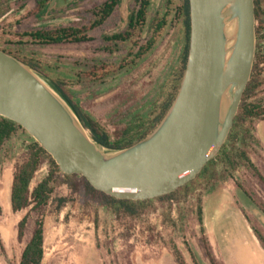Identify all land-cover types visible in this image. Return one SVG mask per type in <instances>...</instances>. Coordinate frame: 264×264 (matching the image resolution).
<instances>
[{
  "label": "rangeland",
  "instance_id": "1",
  "mask_svg": "<svg viewBox=\"0 0 264 264\" xmlns=\"http://www.w3.org/2000/svg\"><path fill=\"white\" fill-rule=\"evenodd\" d=\"M35 1L0 0V47L39 55L50 65L46 69L48 75L65 79H74L76 74L102 62H118L125 54V48L119 46V50L110 54V46L102 37L124 30L131 8L128 0H122L109 18L93 29H90L91 11L105 0H51L47 13L38 21ZM162 5V0H150L149 17ZM69 26L90 29L88 40L41 46L19 37L39 27ZM181 38L178 31L167 30L154 51L129 72L108 78L103 85L74 87V103L108 136L116 138L145 101L156 98L158 90L170 85L179 67ZM8 40L12 44H6ZM256 49L264 50V45L255 46V53ZM261 67L262 72L257 74L259 86L249 101L264 104V64ZM41 76L45 82H50L45 75ZM253 127L256 142L250 158L264 178V116L256 120ZM87 134L90 136L88 131ZM25 141L18 132L0 151V264H18L34 222L42 215L41 264H176L168 246L171 238L186 264H210L209 258L215 264H223L222 261L229 262L227 257L233 259L239 254L235 242L237 237L247 239L245 232L255 239L264 253V245L258 239V235L264 239V191L245 170L236 178L249 199L236 190L228 176L204 194L203 233L199 230L195 204L191 200L182 205L178 214L173 212L171 222L165 212L145 218L116 216L87 199L80 188L72 190L63 181L56 185L47 208L35 212L28 207L14 213L9 204L10 187L15 164L23 156ZM46 171L43 165L31 185L39 182ZM59 198H64L65 202L57 208ZM23 217H26V227L22 240L18 241L17 224Z\"/></svg>",
  "mask_w": 264,
  "mask_h": 264
},
{
  "label": "water",
  "instance_id": "2",
  "mask_svg": "<svg viewBox=\"0 0 264 264\" xmlns=\"http://www.w3.org/2000/svg\"><path fill=\"white\" fill-rule=\"evenodd\" d=\"M188 12L177 93L157 126L135 144L119 150L97 145L40 73L2 50L0 117L17 124L61 173L80 175L109 197L145 201L174 192L225 143L256 46L254 0H188Z\"/></svg>",
  "mask_w": 264,
  "mask_h": 264
},
{
  "label": "trees",
  "instance_id": "3",
  "mask_svg": "<svg viewBox=\"0 0 264 264\" xmlns=\"http://www.w3.org/2000/svg\"><path fill=\"white\" fill-rule=\"evenodd\" d=\"M51 0H36L37 13L35 19L41 20L48 11ZM264 0H254L256 47L264 45ZM122 0H105L96 9L91 11L92 23L90 29L102 25L120 7ZM130 12L124 30L111 35H104L103 41L109 44V53L125 48V54L118 62H102L90 66L87 70L75 75L74 79H65L50 76L46 69L50 68L39 55L14 52L11 49L0 50L18 59L32 69L45 75L51 87L68 104L75 113L82 126L90 133L92 140L103 148L119 150L129 147L148 135L161 121L179 88L183 75L189 41V12L188 0H162V8L149 17L150 0H128ZM86 27H39L19 37L27 39L37 45H54L60 43H79L88 40ZM174 29L181 35L182 47L177 73L170 85L157 91V97L145 101L142 107L129 118L116 138H111L101 130L97 123L84 113L72 97L74 87H84L91 84H105L106 80L119 74L129 72L154 51L162 34ZM6 41V44H12ZM20 44V43H19ZM264 64V50L256 49L254 64L250 79L241 98L237 113L233 119L232 128L225 143L219 152L208 161L200 173L190 182L174 192L145 201L118 200L93 189L80 175H65L58 170L52 158L17 124L0 117V151L3 146L20 132L26 139L21 161L15 164L12 175L9 204L12 212H20L28 207L39 212L47 208L53 200L56 185L63 181L72 190L81 189L83 195L104 209L111 215H127L129 217H148L160 212L166 213V218L171 222L173 212L178 214L182 205L191 200L195 204L196 221L201 233L204 231L203 206L204 194L211 189L224 176L230 177L236 190L249 199L248 193L243 188L236 175L241 170L247 171L264 191V178L254 166L250 152L256 142L253 133L254 122L264 116V104L252 103L250 100L253 92L258 88L257 74L261 73ZM166 86V85H163ZM71 90V91H70ZM138 108V107H137ZM46 165L45 176L32 186L37 171ZM57 208L64 202V198L57 199ZM43 216V215H42ZM42 216L34 222V229L25 244L18 264H41L43 259V223ZM26 227V217L17 224V240L21 241ZM259 241L264 245V239L258 235ZM168 246L176 264H186L184 257L175 242L168 239ZM209 258L210 264H215Z\"/></svg>",
  "mask_w": 264,
  "mask_h": 264
},
{
  "label": "crops",
  "instance_id": "4",
  "mask_svg": "<svg viewBox=\"0 0 264 264\" xmlns=\"http://www.w3.org/2000/svg\"><path fill=\"white\" fill-rule=\"evenodd\" d=\"M245 235L247 236V239L237 237L235 242L236 244H238L239 254L234 255L233 259H229L227 257L229 262L222 261L223 264H264V253L260 249L258 243L252 236H249L246 232Z\"/></svg>",
  "mask_w": 264,
  "mask_h": 264
}]
</instances>
